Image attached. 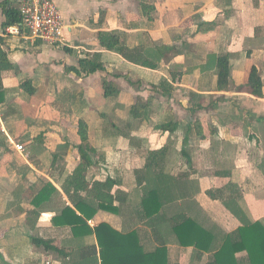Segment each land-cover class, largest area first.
Wrapping results in <instances>:
<instances>
[{
    "label": "crops",
    "instance_id": "1",
    "mask_svg": "<svg viewBox=\"0 0 264 264\" xmlns=\"http://www.w3.org/2000/svg\"><path fill=\"white\" fill-rule=\"evenodd\" d=\"M52 1L64 24L57 47L5 36L0 9L12 66L0 73V264H88L90 248L99 250L95 235L76 239L54 221L65 207L76 210L64 186L82 163L81 121L90 188L120 182L110 197L121 213L99 210L88 225L137 233L146 253L165 248L171 264H215L217 250L181 246L173 224L193 220L217 249L246 224L264 226V0ZM102 32L118 33L129 58L102 47ZM96 55L104 69L73 71ZM221 56L230 57L226 89L218 87ZM253 68L262 97L249 85ZM105 81L117 97H106ZM162 150L166 173L145 169L150 152ZM142 170L163 206L151 218L137 183ZM48 184L59 194L36 208ZM236 259L250 260L247 252Z\"/></svg>",
    "mask_w": 264,
    "mask_h": 264
},
{
    "label": "trees",
    "instance_id": "2",
    "mask_svg": "<svg viewBox=\"0 0 264 264\" xmlns=\"http://www.w3.org/2000/svg\"><path fill=\"white\" fill-rule=\"evenodd\" d=\"M11 1L5 0L0 3V9L5 16V22L2 25L4 30L21 22L19 8L17 5H13ZM99 40L102 47L108 50H118L122 55L128 57L124 53V49L120 48L121 37L118 33L102 32L99 34ZM4 45V37H0V73L12 67L8 62L7 54L4 52ZM143 65L152 69L158 68V65L148 62H144ZM217 67L219 71L218 87L219 89H226L230 71V57L221 56L217 60ZM102 69L104 67L100 63V56L96 55L93 60H81L80 69H73V71L78 75L82 73L90 75ZM249 85L256 97L263 96V84L256 68L252 70ZM104 90L107 98L119 95L117 87L107 81L104 83ZM134 110L136 111L137 107ZM134 114L141 117L137 113ZM79 128V135L83 142L79 147L82 163L64 186V192L76 210L68 206L65 207L62 213L55 217V224L57 226H70L76 239L90 235L96 236L99 250L96 245L90 248L89 254L92 257H90L88 264H171L165 248L146 253L137 233L123 234L108 224H101L95 229L88 225V221L93 219L99 210L113 214L121 213L119 208H114L113 198L110 197L111 191L120 182L112 180L94 182L90 188L85 177L88 169L93 165L88 154L89 151H92L87 144L88 126L81 121ZM165 152L166 150L150 152L145 169H152L155 174H165L166 167L163 166L164 159L162 157ZM179 179L186 178L180 175ZM137 183L144 192L142 209L146 216L151 218L161 213L163 206L156 190V181L146 179L145 170H142L137 172ZM85 192H88L87 196L83 197L82 193ZM57 194L59 191L52 184H48L33 200V205L36 208L41 207L44 203L50 202L52 197ZM120 196L126 195L119 192L116 199L122 200ZM78 212L81 214L80 216ZM34 215L36 214L34 213ZM236 215L241 218L242 214L236 213ZM196 228V223L191 219L181 225L173 224V232L177 235L178 243L183 247L194 246L200 251L212 252L217 250L215 252V264H243L236 259V255L241 252L248 253L250 259L248 264H264V226L261 223L246 224L237 232L229 235L225 242L219 246V249L214 245V240L211 239L212 236L207 231L200 229L197 233ZM190 238H194L195 241H190Z\"/></svg>",
    "mask_w": 264,
    "mask_h": 264
},
{
    "label": "built area",
    "instance_id": "3",
    "mask_svg": "<svg viewBox=\"0 0 264 264\" xmlns=\"http://www.w3.org/2000/svg\"><path fill=\"white\" fill-rule=\"evenodd\" d=\"M19 8L20 24L8 27L5 36H17L33 44L57 47L64 43V24L61 13L52 0H21ZM17 151H26L23 145Z\"/></svg>",
    "mask_w": 264,
    "mask_h": 264
},
{
    "label": "rangeland",
    "instance_id": "4",
    "mask_svg": "<svg viewBox=\"0 0 264 264\" xmlns=\"http://www.w3.org/2000/svg\"><path fill=\"white\" fill-rule=\"evenodd\" d=\"M16 4V3H15Z\"/></svg>",
    "mask_w": 264,
    "mask_h": 264
}]
</instances>
